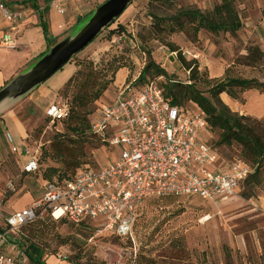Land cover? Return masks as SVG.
<instances>
[{
	"label": "rangeland",
	"instance_id": "1",
	"mask_svg": "<svg viewBox=\"0 0 264 264\" xmlns=\"http://www.w3.org/2000/svg\"><path fill=\"white\" fill-rule=\"evenodd\" d=\"M90 1L92 7L87 14L105 0ZM221 1L180 0L176 5L210 11ZM235 1L243 22L235 36L223 32L214 35L202 30V39L193 42L184 32L167 35L157 34L153 29V12L166 15L176 7L160 6L154 0H132L115 22L101 31L87 48L73 56L70 62L75 64V73L79 71V74L69 87L64 85L51 100L70 104L77 92H93L108 80L112 81L108 85L109 91L106 90L107 93L105 91L101 97L106 94L112 96L116 88L114 68L123 65L125 69L118 73L117 80L131 82L148 62V50L173 78L188 82L190 73L183 66L179 54L171 52L165 45L168 40L180 47V56L187 60L195 58L200 72L209 80L223 78L228 69L233 76L263 80L264 59L256 68L242 65L236 60L247 53L246 48L251 44L259 45L264 51V0ZM76 26L68 27L57 36V41L76 34L80 29H76ZM111 30L118 31L111 36ZM156 35L165 41L159 40ZM119 36L122 38L119 39ZM196 53L197 58L193 57ZM206 61L211 63V69L203 65ZM215 66L216 69L225 70L222 76H215L218 73ZM94 75H97V80ZM151 80L159 85L166 81L164 77H156L149 72L146 81L135 84L141 85ZM38 87L22 96L6 99L12 102L10 110H19L22 119L35 121L32 130L27 133L31 143L37 142L41 146L42 171L40 175L22 173L20 160L10 152L4 140V131L0 129V233L5 231L6 216L16 209L27 207L41 196L45 171L53 175L49 168L71 173L85 164L99 166L110 163L117 156L90 133L83 144L72 143L68 136L74 138V135L67 128L64 131L68 135L65 138L59 136L63 124L51 125L45 107L36 103V95L33 97ZM201 88L206 90L207 86ZM245 92L239 94L240 99H233L234 103H230L229 107L264 123V93L255 89ZM87 107L90 110L87 119L91 124L96 115L97 101L89 102ZM218 137V131H208L207 141L219 149V166L225 168L228 162L243 159L253 168V172L257 167L260 170L262 181L259 185L245 183L236 196L216 203L195 197H153L139 211L133 236L129 238L96 236L89 242L91 235L79 233L76 226L45 218L40 241L46 251L45 257L49 255V263H55L54 256L71 264H264V158L260 161L252 157L236 143L217 145ZM11 181L14 190L9 186ZM23 232L27 231L20 229L10 235V243L15 244L16 248L15 240Z\"/></svg>",
	"mask_w": 264,
	"mask_h": 264
},
{
	"label": "built area",
	"instance_id": "2",
	"mask_svg": "<svg viewBox=\"0 0 264 264\" xmlns=\"http://www.w3.org/2000/svg\"><path fill=\"white\" fill-rule=\"evenodd\" d=\"M26 18L25 9L0 0V21L7 25L0 46H17ZM138 77L116 85L91 122V133L117 156L103 165L85 164L70 178L43 180L37 200L6 216L0 264H28L24 252L10 243V235L37 218L82 226L91 235L89 242L96 236L129 238L139 211L153 197H195L216 203L238 194L253 168L240 158L219 167V149L207 141L210 129L198 104L174 105L156 82L136 85ZM46 116L51 125L59 123L67 116L66 104H50ZM5 137L11 152L25 159L22 173L37 172L40 144L31 143L29 135L21 144L9 131ZM9 186L15 189L12 181Z\"/></svg>",
	"mask_w": 264,
	"mask_h": 264
},
{
	"label": "trees",
	"instance_id": "3",
	"mask_svg": "<svg viewBox=\"0 0 264 264\" xmlns=\"http://www.w3.org/2000/svg\"><path fill=\"white\" fill-rule=\"evenodd\" d=\"M154 1L158 2L160 6H166L171 9L176 7L170 14L160 15L155 12L151 14L153 18V29L157 34L165 33L167 35H172L176 32H184L190 38L189 40L197 42L199 40V33L202 30L208 31L214 35L223 32L235 36L243 26L242 18L235 0H222L210 11H204L198 7H177L176 4L180 0ZM93 11L78 19L76 29L89 18ZM113 22H115V20ZM41 25L48 43V51L50 47L57 42L58 38L51 34L46 21L41 20ZM117 31L118 30H111L110 35H114ZM155 37L161 41H165L160 36L156 35ZM165 45H167L171 52H177L179 54L178 56L183 66L190 73L189 81L181 82L173 78L161 64L157 63L152 58L150 50L147 51L149 60L141 71L137 81H146V76L149 72H152L156 77H164L166 79L164 83L160 85L156 83L162 88L166 99L177 106H183L186 102H195L198 104L206 115L209 129L218 131L219 133L218 140L216 141L217 145L230 146L236 143L252 157L258 158L261 161L264 158V123L255 118L241 115L233 111L229 105L222 100L221 94L225 92L233 99H240L239 94L248 90L255 89L264 93V79L262 80L258 77L233 76L230 75L228 69L223 78H213L209 80L207 76L200 72L199 63L195 58L187 60L182 55L180 56V47L175 42L168 40L165 42ZM246 51L247 53L243 57L237 58V63L254 68L262 64L264 51L259 45L251 44L246 48ZM123 67V65L115 67L113 75H116ZM78 74L79 71L74 73L65 83V86L69 87L70 84L76 80ZM94 78L97 80V75H94ZM111 82L112 81L108 80L101 83L97 89L90 93L84 91L77 92L73 95L70 104L65 103L67 106V116L59 122L63 124V130H59L61 133L58 134L59 136L65 138L68 133L64 130L67 128L74 135V138L68 136L72 143L83 144L90 135L100 142V139L91 133L92 126L87 119L90 110L87 105L89 102H98L103 93L108 90V85ZM201 86H207V89L203 90ZM41 159L42 158H40V169L33 174H41ZM74 165L77 168L78 164L76 163ZM49 169L53 172L54 176L46 174V170L43 180H62L64 178H70L75 174L78 168L71 173H68L66 170L59 171L58 168L54 167ZM261 181L262 175L257 167L255 172H252L244 181L243 185L245 183L259 185ZM45 222V218H37L22 226L21 229L27 232H23L21 237L15 240L18 248L27 256L28 264H48L47 256L49 255L45 257L46 251L40 241L42 237L40 233L45 226ZM54 222L69 224L63 220ZM76 227L79 229V233L89 234L88 230L82 226Z\"/></svg>",
	"mask_w": 264,
	"mask_h": 264
},
{
	"label": "crops",
	"instance_id": "4",
	"mask_svg": "<svg viewBox=\"0 0 264 264\" xmlns=\"http://www.w3.org/2000/svg\"><path fill=\"white\" fill-rule=\"evenodd\" d=\"M8 4L13 7L23 8L27 12V18L20 26L17 46L15 48H7L0 46V89L6 86L17 75L28 71L31 66L47 52L48 43L45 38L41 20L46 21L51 34L55 37L63 33L68 27L77 23L78 19L84 14H87L88 9L92 7L90 0H6ZM64 9V13L58 12L56 6ZM87 11V12H86ZM86 12V13H84ZM84 13V14H83ZM46 14V15H45ZM86 16V15H85ZM7 25L0 21V37L6 31ZM203 37L202 31L199 33V39ZM204 66L211 69V63L204 62ZM216 77L224 74V69H216ZM125 68H121L115 78V85L121 84V79L117 80L118 73H122ZM76 66L74 63H67L62 69L56 72L55 76L48 82L39 85L38 89L33 92V97L36 95V103L40 107H45V113L50 104L56 102L52 101L53 95L61 89L68 79L75 73ZM109 91V90H107ZM106 91V93H107ZM250 91V90H249ZM256 91V90H255ZM247 92L244 93V95ZM222 100L229 105L234 103L227 93L221 94ZM111 96L101 97L97 102L99 106L101 103H107ZM12 102L4 100L0 103V129L4 131V140L10 150L5 134L9 131L15 139L16 143H23L26 140L28 131L32 130L35 125L33 119H22L19 116V110H10ZM11 152V150H10ZM12 153V152H11ZM14 154V153H12ZM20 160V168L22 172L25 159L18 154ZM220 167V166H219ZM18 210V209H16ZM15 246V245H14ZM55 263L53 264H71L65 260L58 259L54 256ZM47 262L48 256H47ZM50 264V263H49Z\"/></svg>",
	"mask_w": 264,
	"mask_h": 264
},
{
	"label": "water",
	"instance_id": "5",
	"mask_svg": "<svg viewBox=\"0 0 264 264\" xmlns=\"http://www.w3.org/2000/svg\"><path fill=\"white\" fill-rule=\"evenodd\" d=\"M132 0H105L80 26L78 32L57 41L28 71L17 75L0 89V103L9 97L22 96L46 82L87 48L114 20L128 8ZM77 31V30H76ZM75 31V32H76ZM172 58H174L172 56Z\"/></svg>",
	"mask_w": 264,
	"mask_h": 264
}]
</instances>
